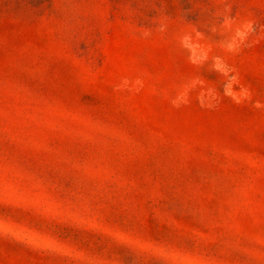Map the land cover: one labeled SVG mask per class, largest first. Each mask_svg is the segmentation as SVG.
Masks as SVG:
<instances>
[{
	"label": "rangeland",
	"instance_id": "1",
	"mask_svg": "<svg viewBox=\"0 0 264 264\" xmlns=\"http://www.w3.org/2000/svg\"><path fill=\"white\" fill-rule=\"evenodd\" d=\"M0 264H264V0H0Z\"/></svg>",
	"mask_w": 264,
	"mask_h": 264
}]
</instances>
